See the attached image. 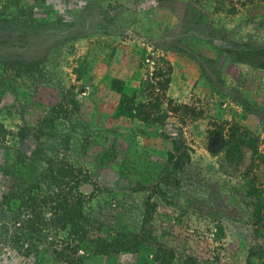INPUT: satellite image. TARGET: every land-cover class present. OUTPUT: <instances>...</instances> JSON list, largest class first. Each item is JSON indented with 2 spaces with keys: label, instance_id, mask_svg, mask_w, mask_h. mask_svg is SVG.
<instances>
[{
  "label": "rangeland",
  "instance_id": "374dc122",
  "mask_svg": "<svg viewBox=\"0 0 264 264\" xmlns=\"http://www.w3.org/2000/svg\"><path fill=\"white\" fill-rule=\"evenodd\" d=\"M0 123V264H63L11 232L21 192L66 165L98 237L144 242L84 264H264V166L210 143L239 127L264 154V0H0Z\"/></svg>",
  "mask_w": 264,
  "mask_h": 264
},
{
  "label": "trees",
  "instance_id": "16d2710c",
  "mask_svg": "<svg viewBox=\"0 0 264 264\" xmlns=\"http://www.w3.org/2000/svg\"><path fill=\"white\" fill-rule=\"evenodd\" d=\"M169 84V78L165 79L160 91H166ZM162 95L158 94L157 100L162 99ZM147 111L145 109L141 113L147 115L145 120L151 115ZM8 137L0 123V143L6 142ZM219 142L221 147L247 148L253 155V168L264 166V154L259 150L257 139L248 131L239 127H229L227 132L224 128L219 132L212 131L211 145L214 147ZM64 167L58 170L49 168L45 174L49 180L28 186L17 198L20 201L16 212L18 218L11 233L17 240L16 244H26L19 249V254L24 258L33 256L41 262L55 258L63 264H84L90 257L139 250L144 244L137 241L139 237L130 238L122 234L115 241L108 242L97 236L99 223L86 213V206L93 197L90 184L79 176L74 167ZM247 194L252 200V220L258 241V250L253 252V256L264 260V182L256 184L255 181Z\"/></svg>",
  "mask_w": 264,
  "mask_h": 264
}]
</instances>
